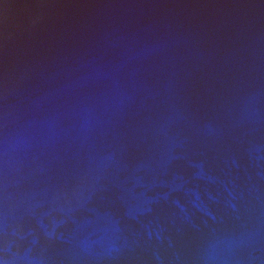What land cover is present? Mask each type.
<instances>
[{
	"label": "water",
	"instance_id": "1",
	"mask_svg": "<svg viewBox=\"0 0 264 264\" xmlns=\"http://www.w3.org/2000/svg\"><path fill=\"white\" fill-rule=\"evenodd\" d=\"M0 264H264V0H0Z\"/></svg>",
	"mask_w": 264,
	"mask_h": 264
}]
</instances>
